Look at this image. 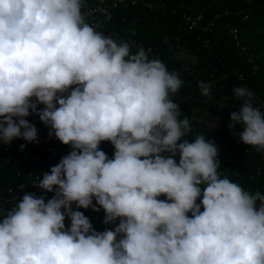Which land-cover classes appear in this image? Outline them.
Masks as SVG:
<instances>
[{
    "label": "clouds",
    "instance_id": "9594fccd",
    "mask_svg": "<svg viewBox=\"0 0 264 264\" xmlns=\"http://www.w3.org/2000/svg\"><path fill=\"white\" fill-rule=\"evenodd\" d=\"M81 9L0 0V144L37 142L35 114L72 149L36 185L53 198L25 194L0 223V264H264V194L220 178L205 136L184 139L190 121L169 99L178 74L96 31ZM211 87L199 82L205 97ZM233 92L229 130L242 126L239 142L264 151V111L249 88ZM73 204L120 223L96 232Z\"/></svg>",
    "mask_w": 264,
    "mask_h": 264
},
{
    "label": "trees",
    "instance_id": "16d2710c",
    "mask_svg": "<svg viewBox=\"0 0 264 264\" xmlns=\"http://www.w3.org/2000/svg\"><path fill=\"white\" fill-rule=\"evenodd\" d=\"M142 1L150 4L151 10L143 8L140 5ZM94 6L92 0H82L81 11ZM198 12L203 15L202 24L214 15L218 16L208 33L183 29L181 17L194 16ZM230 29L236 30L235 40L229 33ZM100 30L105 37H111L118 43L128 42L133 54L138 51L136 45L142 46L145 51L150 50V60L158 59L170 73L178 74L181 87L177 93L170 94L169 99L179 106V119L187 116L190 121L192 131L184 139L191 142L198 135L205 136L206 141H212L218 148L220 168L217 171L220 178L227 177L252 194L257 191L264 194V151L239 142L242 126L237 125L231 130L228 127L230 113L241 107V101L233 92L240 85L262 99L260 109L264 111V0H137L134 6L115 9L112 20L103 24ZM164 39L193 55L196 64L183 70L180 63L165 50ZM200 81L212 84L209 97L201 94ZM218 101L224 104V109L217 114L220 128L205 131L193 119L191 111L212 109ZM43 107L38 105L37 111ZM26 119L37 129V142L15 139L6 145L5 150L0 147V209L3 211L0 223L25 194L38 197L39 187L29 186L33 178L38 176L42 179L44 173H50L51 168L72 151L70 146L56 139L54 133L49 136L51 129L40 121L38 115ZM21 145L25 146L23 150ZM100 145L114 155L115 148L110 142H101ZM176 159L178 163L179 158ZM21 185L22 189L18 190ZM44 194L47 203L54 192L44 191ZM159 199L165 200L166 197ZM93 206L99 207L95 199ZM72 210L82 212L85 217L99 215L100 218L91 223L93 230L99 233L114 230L120 223L117 219L105 224L102 208L94 212L92 208L78 209L73 204ZM120 238L117 237V242Z\"/></svg>",
    "mask_w": 264,
    "mask_h": 264
},
{
    "label": "built area",
    "instance_id": "2783aa9c",
    "mask_svg": "<svg viewBox=\"0 0 264 264\" xmlns=\"http://www.w3.org/2000/svg\"><path fill=\"white\" fill-rule=\"evenodd\" d=\"M95 4L93 8L87 9L85 11H82L83 15L85 16L86 22L91 25L96 31L101 32L100 27L108 23L113 18V11L117 8H127L134 6L137 3V0H92ZM140 5L147 9L151 10L152 6L146 2H140ZM224 14H227L224 12ZM217 15H214L210 20L206 21L204 24L203 22V15L201 12H198L196 15H183L181 17V23L183 25V29L187 31H191L193 29H197L201 33H208L211 28L214 26V21L217 19ZM230 35L235 40L237 38L236 30L230 29L229 30ZM206 43V42H205ZM138 45H136V50H138ZM148 51V49L146 50ZM135 54V53H134ZM240 75L238 76V80H240ZM239 87H244L243 85H240ZM254 106L259 107L262 105V99L255 95V99L253 101ZM35 114H30L28 117L31 118ZM0 147H3V149H6L5 144H0ZM99 149L102 150L106 156L109 159L114 158L113 154H110L108 151H105V149L99 145ZM262 159L264 160V153L262 155ZM39 183V177L35 176L33 178L34 185H38ZM37 187V186H36ZM22 189V185L18 187V190ZM45 196L44 191L40 188H38V197ZM201 211H203V208H201ZM189 215V214H188ZM191 214L189 215V217ZM89 219L90 223L100 218L99 215L93 214L89 217H86ZM65 229H70L71 221L65 220Z\"/></svg>",
    "mask_w": 264,
    "mask_h": 264
},
{
    "label": "rangeland",
    "instance_id": "374dc122",
    "mask_svg": "<svg viewBox=\"0 0 264 264\" xmlns=\"http://www.w3.org/2000/svg\"><path fill=\"white\" fill-rule=\"evenodd\" d=\"M163 45L165 50L180 63L183 70L186 71L188 66H194L196 64V59L189 52L172 43L168 39L163 40ZM212 85V84H211ZM224 109V104L221 101L215 103V107L212 109L205 108L202 110H192L193 119L205 130L214 131L220 128L218 125L217 114ZM32 183L29 184L32 187Z\"/></svg>",
    "mask_w": 264,
    "mask_h": 264
}]
</instances>
